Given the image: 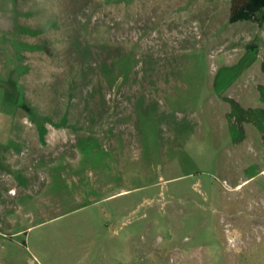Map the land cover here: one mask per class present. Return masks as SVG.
<instances>
[{
	"label": "rangeland",
	"instance_id": "obj_1",
	"mask_svg": "<svg viewBox=\"0 0 264 264\" xmlns=\"http://www.w3.org/2000/svg\"><path fill=\"white\" fill-rule=\"evenodd\" d=\"M231 6L0 0V264H264V10Z\"/></svg>",
	"mask_w": 264,
	"mask_h": 264
},
{
	"label": "crops",
	"instance_id": "obj_2",
	"mask_svg": "<svg viewBox=\"0 0 264 264\" xmlns=\"http://www.w3.org/2000/svg\"><path fill=\"white\" fill-rule=\"evenodd\" d=\"M250 58V62L247 64V65H256L260 68L261 70V74L259 75V77L261 78L260 81H263V83H259V82H254L256 84V91L258 92L257 95H255V101L258 102L259 104L258 105H255L253 108H258V109H261L262 110V113H263V116H264V51L262 52H259V51H256L254 53V56L251 58V57H248ZM219 59H222V56H219ZM239 64V63H237ZM236 64V65H237ZM220 65V64H219ZM218 65V66H219ZM245 65V62H242L239 66V68L237 69V67L235 65H232V66H226V67H220L219 66V71L223 74H226V72L229 75V72L231 71V81L232 83H240L241 85L243 84L242 82H244L245 80L248 81L247 83L251 84L252 82L250 81L251 79H255V81H258V79L256 80V78L252 75L250 77V74H249V70H248V67L246 68ZM225 71V73H224ZM238 71V72H237ZM219 72V73H220ZM249 75V76H248ZM256 121V120H253V122ZM262 123L264 124V118L262 119ZM259 129V128H258ZM257 127H252V130L254 131V133L256 134L257 137H259L260 139H264V130L261 131L260 129L258 130ZM251 130V131H252Z\"/></svg>",
	"mask_w": 264,
	"mask_h": 264
},
{
	"label": "trees",
	"instance_id": "obj_3",
	"mask_svg": "<svg viewBox=\"0 0 264 264\" xmlns=\"http://www.w3.org/2000/svg\"><path fill=\"white\" fill-rule=\"evenodd\" d=\"M264 10V0H232L230 21L250 20Z\"/></svg>",
	"mask_w": 264,
	"mask_h": 264
},
{
	"label": "bare ground",
	"instance_id": "obj_4",
	"mask_svg": "<svg viewBox=\"0 0 264 264\" xmlns=\"http://www.w3.org/2000/svg\"><path fill=\"white\" fill-rule=\"evenodd\" d=\"M234 189H235V190H236V189H239V186H237V187H236V188H234Z\"/></svg>",
	"mask_w": 264,
	"mask_h": 264
}]
</instances>
